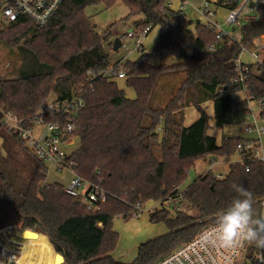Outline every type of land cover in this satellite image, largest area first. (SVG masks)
Returning <instances> with one entry per match:
<instances>
[{"label": "trees", "instance_id": "1", "mask_svg": "<svg viewBox=\"0 0 264 264\" xmlns=\"http://www.w3.org/2000/svg\"><path fill=\"white\" fill-rule=\"evenodd\" d=\"M117 1L128 6L129 16L142 14V26L150 25V30L161 27L160 40L152 51L142 50L137 60L124 63L127 85L136 90V98H129L115 80L86 74L88 69L98 72L112 64L104 38L91 27L84 9L98 4L111 7ZM214 3L227 9L239 4L226 0ZM193 23L182 9L167 6L166 0H63L44 27L24 15L9 23L8 42L18 45V38L12 37L22 31L32 35L22 46L33 52L36 67L18 77L1 79L0 208L8 220L47 235L65 264H155L214 224L217 214L238 197L233 185H242L252 193L255 216L262 217L264 163L260 161H237L225 175L207 172L183 191L179 189L196 160L231 155L243 140L241 136H224L218 144L208 132L210 116L202 103L214 101L217 126L237 124L235 95L242 86L232 82L236 59L242 44L264 34V19L245 21L240 39L218 40L207 24L200 21L193 27ZM161 49L182 61L153 65L151 55ZM177 72L184 73L181 82L167 88L168 75ZM248 84L251 96L264 101V58L251 64ZM51 92L60 97L79 94L83 99L74 132L79 144L68 161L75 162V171L84 180L104 189L106 201L97 209L87 208L63 184L45 182L48 168L34 154L23 165L26 176L7 167L15 143L25 144L1 120L11 113L24 127H31ZM189 105L201 115L184 126L183 108ZM177 196L187 207L150 212V221L165 222L169 231L141 243L134 261L116 260L112 252L119 234L113 229L114 217L129 220L147 201L164 202ZM36 253L26 244L24 258ZM21 263L32 264V260ZM34 264L42 263L36 258Z\"/></svg>", "mask_w": 264, "mask_h": 264}, {"label": "built area", "instance_id": "2", "mask_svg": "<svg viewBox=\"0 0 264 264\" xmlns=\"http://www.w3.org/2000/svg\"><path fill=\"white\" fill-rule=\"evenodd\" d=\"M62 1L0 0V21L10 23L20 15H24L32 19L38 27H44L49 23ZM257 1L241 0L238 6L229 9L224 26L219 21L214 20L215 11L210 7L211 0H204L198 8L203 9V12L210 17L206 24L215 30L218 40L236 39L235 27L242 25L244 21L253 19L247 17H250L251 2L256 3ZM166 5L171 7V2L166 0ZM150 27V25H135L132 30L127 32L126 36H122V46L124 45V38L132 37L136 39L135 45L140 49L142 38L144 39L148 35ZM245 53L250 56L251 61L244 58ZM263 58L264 34L252 39L248 44L241 45V51L236 59L235 75L232 77V82L240 84L242 86L241 91L246 94L244 108L254 113L251 103L257 101L259 119L264 118L262 114L264 101L261 98L256 99L251 96L248 81L250 80L251 64L261 63ZM86 74L89 78L104 76L109 80L127 76L126 71L121 70L120 67L117 68L116 65H110L98 72L88 69ZM83 105V99L79 94H74L72 97H60L59 94L53 92L41 104L31 127H24L22 121L11 113L6 114L7 119L4 122L10 125L8 128L46 166L47 164L53 165L60 170L66 167L70 168L74 176L71 183L65 186L66 191L78 196L87 208L97 209L101 203L106 201L107 196L104 189L98 184L89 183L77 174L75 162L68 161L71 153L67 154L61 148L63 144H69L74 137L76 119ZM257 115H255L254 122L244 128L245 131L256 134L244 137L236 146V152L239 154L238 161L246 162L252 159L264 163V147L261 139L264 135V124H259ZM38 122L45 125V132L40 137L34 136L32 132L34 125ZM246 170H250L249 165L246 166ZM174 200L175 198L169 199L172 202V207L178 208L176 211L182 209L176 207L178 205ZM262 204L264 207V201ZM165 207L169 208L167 205ZM212 226L213 224L204 227L190 240L176 247L155 264H244V261H246L245 264H264V250L258 249L254 245L250 246L246 242H241L237 247L227 249L211 242L209 229ZM27 229L34 230L23 228L20 223L8 220L5 212L0 208V264H22L21 261L27 263L38 257L34 255L24 258L26 242L33 239V237H24L20 234ZM38 233L40 234V232Z\"/></svg>", "mask_w": 264, "mask_h": 264}, {"label": "rangeland", "instance_id": "3", "mask_svg": "<svg viewBox=\"0 0 264 264\" xmlns=\"http://www.w3.org/2000/svg\"><path fill=\"white\" fill-rule=\"evenodd\" d=\"M171 2V9L172 10H179L182 9L183 12L187 15L188 19L192 20L194 23L197 20H200L202 23H207L208 17L204 12L203 9H199L197 7L198 4L201 2L195 3V0H187L189 4L184 3L183 0H169ZM196 4V6H195ZM213 10L215 7L210 6ZM129 8L123 1H117L111 7H105L103 4L98 5H87L84 9V13L89 18V22L91 27L99 34L101 37L104 38L102 41L103 46L110 54L111 63L117 62L119 59L124 58L129 53L135 50L134 46L136 43V39L132 37L124 38V45L121 46L118 50L113 49L114 40L116 37L122 38V36H126L127 32L132 30L135 25H142L143 20H139L142 18V14L140 15H130L129 16ZM228 13L227 8L225 7H218L217 14L215 12L214 20L219 21L223 26L225 24V18ZM250 17L247 18H256V19H264V4L262 0H258L255 3V6L249 11ZM213 18V17H212ZM244 21V20H242ZM245 22V21H244ZM243 22V23H244ZM193 23V27L195 26ZM227 27V26H226ZM9 30V23L1 22L0 21V83L1 79L4 78H15L18 77L22 71L31 70L36 67L35 56L33 52L29 49L24 48L23 43L32 39L31 34H26L24 31L13 35L12 38L18 40V45L14 44L13 42L10 43L6 40L8 34L10 33ZM2 31V32H1ZM24 32V33H23ZM242 33L241 25L236 26V30L234 32L235 37L240 39ZM5 35V36H4ZM21 35V36H20ZM160 36V27L155 26L151 32L145 37L144 43V51L150 52L152 49L157 45ZM3 37V38H2ZM13 39V41H14ZM143 40V38H142ZM26 45V44H25ZM28 45V44H27ZM160 51V50H159ZM156 51L153 52L151 55V61L157 63L158 61H166L168 65L173 64L172 62V54L167 50H162L161 52ZM133 59V58H132ZM37 61V60H36ZM38 63V62H37ZM122 64V61L120 62ZM40 66V64L38 63ZM125 69V68H124ZM184 73L177 72L175 74L168 75L167 81V88L168 86L177 87L183 78ZM119 88L123 89L126 95L132 94L133 96L136 95L135 90L133 87H129L125 80H117L116 81ZM170 90V89H168ZM167 90V91H168ZM52 94V92L50 93ZM243 92H237L235 95V117L237 124L226 126L224 128L219 127L216 125L214 117H210L209 124L210 127L208 132L210 135L214 136L218 141H222L224 135L226 136H243L248 137L256 134L255 132L245 131L244 128L248 124H252L255 120V115L258 113V103L257 101H253L251 106L254 109V113L249 112L246 108H244L245 101H242ZM185 115V122L190 120V114ZM208 113V112H207ZM209 116H213V114L208 113ZM259 120V124H264V118H260L257 115ZM7 117L5 116L4 119L1 121H6ZM7 127H10L8 124ZM160 132L163 130H159ZM33 135L36 137H40L45 132V125L41 122H38L34 125L32 130ZM17 137V136H16ZM160 138H162L160 136ZM262 145L264 147V135L261 137ZM1 144V139H0ZM79 144V138L74 136L69 144H63L61 148L67 153L70 154L75 148H77ZM2 146V145H1ZM4 155H7L6 152L3 150ZM32 153L27 149V146H21L19 143H15L14 150L9 157L7 167L12 172L15 169H19L18 173L20 175H25V168L23 165H27L29 156ZM158 158L161 157V151L157 153ZM211 158V157H210ZM229 157L218 156L213 159H208L207 163H222L224 159ZM231 159L239 158L238 152H234L230 155ZM47 177L45 182L47 183H54L58 182L63 184L64 186H68L71 183V180L74 176V173L70 168L64 169H57L53 165L47 164ZM197 177L196 168L193 166L188 173L187 178L182 182L179 186L180 191H183L195 178ZM176 207L185 208L187 207V202L182 201L181 196L175 197ZM160 201L149 200L145 203L143 209L139 213L138 217H133L129 220H125L122 216L116 215L113 219V229L119 234L118 243L112 252L113 257L124 263H130L135 260L138 255V248L139 245L145 241L153 239L155 237L161 236L166 234L169 229L165 222L154 223L150 221V212L154 209L165 207L166 205L170 208L172 212H175V207H172V202L167 200V203L161 202L162 205H159ZM155 207V208H154ZM168 208V209H169ZM189 212L193 213V210H189ZM262 217H264V207L262 208ZM40 237V238H39ZM37 236H34L32 240L27 241L29 247L38 246L41 250V260L43 264H58L56 263V251L52 244L49 241L47 235L40 233ZM46 237L47 243L44 241ZM49 241V242H48ZM47 246L50 254L46 253ZM52 246V247H51ZM36 250V256H39V249L34 248ZM52 255V256H51ZM26 258V257H25ZM35 260H32V264H34ZM246 261H244V264ZM65 264V261L63 263ZM252 264V263H247Z\"/></svg>", "mask_w": 264, "mask_h": 264}, {"label": "clouds", "instance_id": "4", "mask_svg": "<svg viewBox=\"0 0 264 264\" xmlns=\"http://www.w3.org/2000/svg\"><path fill=\"white\" fill-rule=\"evenodd\" d=\"M238 197L219 212L209 229L210 241L227 249L237 247L241 242L264 250V217L257 218L252 193L242 185H233Z\"/></svg>", "mask_w": 264, "mask_h": 264}, {"label": "crops", "instance_id": "5", "mask_svg": "<svg viewBox=\"0 0 264 264\" xmlns=\"http://www.w3.org/2000/svg\"><path fill=\"white\" fill-rule=\"evenodd\" d=\"M184 1V3H185V5L186 4H189V2L187 1V0H183ZM199 0H195V3H197ZM203 1L204 0H200L199 2H201L200 4H198V6L199 5H201L202 3H203ZM212 1V7H215V9H214V11L216 12V14H217V11H218V7H223V6H217L214 2H215V0H211ZM195 6H196V4H195ZM197 7V6H196ZM198 8V7H197ZM252 8V7H251ZM228 11H229V9H227ZM143 18H144V16H142V18H140L139 20H143ZM156 26H159V25H156ZM155 27V26H154ZM154 27H152V29L154 28ZM160 27V26H159ZM152 29L149 31V32H151L152 31ZM149 34V33H148ZM160 34H161V27H160ZM145 39V38H144ZM144 39L142 40V43H141V48L139 49V48H137L136 47V45L134 46V49L135 50H133L131 53H130V51L128 50L127 52L129 53L127 56H125L124 58H122V59H119L117 62H114V63H111L112 65H116V66H119L120 67V69L121 70H124V71H126V69H124L125 67H124V63L126 62V61H128V60H131V61H135V60H137L140 56H141V53H142V50H144L145 48H144V43H143V41H144ZM159 40H160V36H159ZM159 42V41H158ZM162 50H167V49H161L159 52H161ZM168 51V50H167ZM169 52V51H168ZM173 57L171 58L172 59V63L174 64V63H179V62H181L182 61V59L181 58H178V57H176V56H174V55H172ZM133 58V59H132ZM244 58L246 59V60H249V61H251V59H250V56L247 54V53H245L244 54ZM152 59H150V62L153 64V65H159V64H162V63H164V64H167V62L166 61H158L157 63H155V62H152L151 61ZM122 61V64L120 63ZM171 65V64H170ZM127 73V72H126ZM127 78H128V76H126V77H116V78H112L111 80H115V81H117V80H125V81H127ZM127 83V82H126ZM129 87H131V86H129ZM134 89V88H133ZM135 90V89H134ZM240 92H243V91H240ZM135 93H136V90H135ZM244 93V92H243ZM136 96H137V93H136V95L135 96H133L132 94H130V95H128V97L129 98H136ZM245 97H246V94L244 93L243 94V97H242V101H244V99H245ZM202 106L205 108V110L208 112V113H211V114H213V116H210V117H214V119H215V109H214V101L213 100H207V101H205L204 103H202ZM189 111V113L188 114H190V120L188 121V122H185V115L187 114V112ZM200 112L198 111V109L194 106V105H189V106H186V107H184L183 108V125L184 126H189L190 124H192L194 121H196L199 117H200ZM160 130H162V128H160ZM161 134H160V136L162 137V131L160 132ZM224 136H226V135H224ZM223 136V137H224ZM236 136V135H235ZM237 136H240V135H237ZM241 137H243V136H241ZM0 139H1V144H0V146L2 145V143H3V138L2 137H0ZM217 140V139H216ZM222 141H223V138H222ZM222 141H218L217 140V143L218 144H221L222 143ZM75 150V149H74ZM223 157H229V158H227V159H224V161L222 162V163H219V164H216V163H210V162H208L207 163V160L208 159H213V158H208V159H198V160H196L195 161V163H194V167L196 168V173H197V176H199V175H201V174H204V173H207V172H212V173H214V174H216V175H220V174H222V175H225V174H227L229 171H230V167H231V164H233V163H235V162H237L238 160H239V158H235V159H231L230 158V155H225V156H223ZM167 203V202H166ZM159 205L161 206L162 205V203L161 202H159ZM155 208V207H154ZM157 208H158V206H157ZM160 208V207H159ZM38 237H39V235H38ZM40 238V237H39ZM44 238V241L47 243V239H46V237H43ZM49 242V241H48ZM30 248H37V249H39V247L38 246H35V247H30ZM45 248H46V253H48V254H50V252H49V250H48V248H47V246H45ZM41 250L39 249V256L37 257L38 258V260L43 264V261L41 260ZM52 256V255H51Z\"/></svg>", "mask_w": 264, "mask_h": 264}, {"label": "water", "instance_id": "6", "mask_svg": "<svg viewBox=\"0 0 264 264\" xmlns=\"http://www.w3.org/2000/svg\"><path fill=\"white\" fill-rule=\"evenodd\" d=\"M227 2L234 1L236 3H239L241 0H226ZM251 7L253 8L255 6V2H251ZM200 20H197V23H199ZM122 46V39L118 36L114 40L113 49L118 50ZM20 234L24 237H34L39 235L37 231L27 229L25 231L20 232ZM65 261L64 256L60 253H56V263H63Z\"/></svg>", "mask_w": 264, "mask_h": 264}]
</instances>
